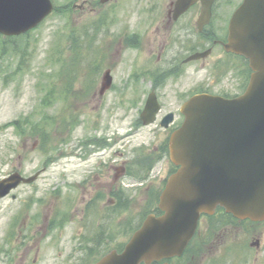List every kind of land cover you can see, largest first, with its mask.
Listing matches in <instances>:
<instances>
[{"label": "rangeland", "instance_id": "rangeland-1", "mask_svg": "<svg viewBox=\"0 0 264 264\" xmlns=\"http://www.w3.org/2000/svg\"><path fill=\"white\" fill-rule=\"evenodd\" d=\"M53 1L56 10L24 37L0 35L9 46L0 56V179L16 173L28 178L40 172L33 183L23 184L14 191L16 199L11 195L0 199V264H84V254L80 251L72 257L71 254L87 230L86 223L89 224V219L93 223L87 207L92 196L79 188L78 183L92 178L96 163L90 159L93 156L87 159L89 154L79 139L91 137L87 141L91 143L97 137L103 148L95 151L94 156L110 163L103 170L108 176L105 192L117 175L114 167L121 165L117 164L121 154L133 161L137 155L132 149L149 145L155 139L149 128L132 123L138 109H131L130 105L134 104L122 102L117 106L113 99L108 101L109 91L101 106V84H94V76L88 75L90 69L85 66L88 60L82 55L85 39L78 35L86 33V28L96 21L99 7L104 3ZM241 1L231 0V5L235 8ZM221 2L223 11L231 9V5H225L226 0ZM157 27L155 24L152 29L156 37L160 31ZM163 32L166 33L162 28L160 33ZM72 33L77 36L75 42L80 45L75 48L81 50V55L70 47ZM119 69L117 75L122 76ZM85 89L91 92L89 97H77ZM74 100L78 119L72 118L68 110ZM100 108L102 117L92 118ZM95 123L99 128H93ZM155 170H159V165ZM152 179L155 178L149 180ZM136 180L129 184L139 186L140 180ZM106 198L110 197L105 196V206L111 203ZM157 204L158 196L151 191L122 197L116 216L105 210L114 236L111 247L125 244L133 233L132 228L153 212ZM64 212L68 213L64 216ZM121 221L131 223L130 230L119 228L117 222ZM95 224L106 225V222L95 221ZM53 235L57 242L51 239ZM109 248L107 240L98 254L101 256Z\"/></svg>", "mask_w": 264, "mask_h": 264}, {"label": "flooded vegetation", "instance_id": "flooded-vegetation-1", "mask_svg": "<svg viewBox=\"0 0 264 264\" xmlns=\"http://www.w3.org/2000/svg\"><path fill=\"white\" fill-rule=\"evenodd\" d=\"M178 1L108 0L99 7L96 21L89 25V34L84 37L88 60L85 66H97L94 84H101V106L109 91L111 96L108 101L113 99L117 106L120 107L122 102L134 104L132 108L138 109L132 123L149 128L155 137L149 145L132 149L137 155L133 161L126 154H116V157L120 156L117 164L121 165L114 167L117 175L112 179L108 192L104 189L108 176L103 170L109 168L110 163L105 158L101 160L94 156L95 151L103 150L97 142L98 138L91 143L87 142L93 139L91 137L79 139L84 143L85 153L89 154L87 159L93 156L90 159L96 163L92 178H82L78 183L79 188L92 196L87 207L93 223L90 224V219L89 224L86 223L87 230L83 232L79 244L74 246L71 257L80 251L87 264L98 255L106 240L111 247L114 239L105 210L116 216L121 198L134 193L141 195L152 191L159 198L167 179L176 171L170 159L169 142L184 122V103L200 93L235 98L248 85V61L226 48L230 18L237 6L233 8L231 0H226L225 5H231V9L223 11L224 4L216 0L211 17L205 22L201 18L200 1H195L184 11L178 9ZM155 24L160 29L158 37L152 31ZM162 28L166 33H160ZM119 67L123 71L122 76L117 75ZM90 93L89 90H82L84 99ZM149 101L152 102L151 108L158 110L155 120L144 125L140 114ZM100 110L92 118H101ZM74 115L77 118L75 111ZM92 125L99 128L97 123ZM158 165L159 170H155ZM133 180H140L139 186L129 184ZM106 195L110 197L106 199L111 201L107 206L103 203ZM150 213L161 214L162 211L157 205ZM95 221H105L106 225H97ZM130 224L117 222L119 228H126L127 231ZM140 225L133 227V232ZM263 227L238 219L218 207L212 214H203L194 236L181 255L152 260L150 264H264ZM53 238L54 235L51 239L57 242ZM120 246L113 244L112 248Z\"/></svg>", "mask_w": 264, "mask_h": 264}, {"label": "water", "instance_id": "water-1", "mask_svg": "<svg viewBox=\"0 0 264 264\" xmlns=\"http://www.w3.org/2000/svg\"><path fill=\"white\" fill-rule=\"evenodd\" d=\"M194 1L177 6L184 9ZM213 1L202 0V16H210ZM53 9L52 0H0V33L27 32ZM229 40L228 48L250 59L247 91L235 99L200 94L185 104V122L170 143L171 158L180 167L160 197L165 213L149 215L123 253L110 252L96 264L149 263L180 253L201 213H213L218 205L239 218L264 219V0L244 1L231 21ZM37 175L1 179L0 198Z\"/></svg>", "mask_w": 264, "mask_h": 264}, {"label": "trees", "instance_id": "trees-1", "mask_svg": "<svg viewBox=\"0 0 264 264\" xmlns=\"http://www.w3.org/2000/svg\"><path fill=\"white\" fill-rule=\"evenodd\" d=\"M25 35H22L20 37H24ZM71 35H72L71 39L73 41L71 42V40H70L69 44H70V47L75 48L76 45L79 46L80 44H76V42H75V41H77V36L75 37V35L73 33ZM80 35H81V38H82L83 34L82 33L79 34L78 35L79 38H80ZM0 38L2 39V43L0 45V56H1L5 52L6 49H9V46H8V43H7L8 41H7V39L5 37H0ZM66 38H67V36H66ZM75 49H77L79 51V55H80L81 54V50L79 48H75Z\"/></svg>", "mask_w": 264, "mask_h": 264}]
</instances>
